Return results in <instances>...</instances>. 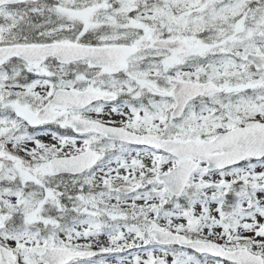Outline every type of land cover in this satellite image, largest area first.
Instances as JSON below:
<instances>
[{
  "label": "snow or ice",
  "instance_id": "1",
  "mask_svg": "<svg viewBox=\"0 0 264 264\" xmlns=\"http://www.w3.org/2000/svg\"><path fill=\"white\" fill-rule=\"evenodd\" d=\"M0 264H264V0H0Z\"/></svg>",
  "mask_w": 264,
  "mask_h": 264
}]
</instances>
